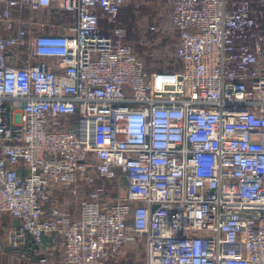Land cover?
<instances>
[{
	"label": "built area",
	"instance_id": "2783aa9c",
	"mask_svg": "<svg viewBox=\"0 0 264 264\" xmlns=\"http://www.w3.org/2000/svg\"><path fill=\"white\" fill-rule=\"evenodd\" d=\"M126 1L0 0L11 246L39 264H128L142 244L143 264H264V0H160L182 67L153 72L120 23ZM49 8L75 24L58 31Z\"/></svg>",
	"mask_w": 264,
	"mask_h": 264
},
{
	"label": "trees",
	"instance_id": "16d2710c",
	"mask_svg": "<svg viewBox=\"0 0 264 264\" xmlns=\"http://www.w3.org/2000/svg\"><path fill=\"white\" fill-rule=\"evenodd\" d=\"M160 2L170 12L171 27L175 30V26L172 21V9L166 2ZM52 10L55 19L61 25H72L76 22V16L70 12L58 10L55 8H49ZM132 10V9H131ZM122 15V14H121ZM154 16L151 14V18ZM145 18L142 20L140 26L135 21H131L127 31L128 42L134 46L141 54V58L144 61L143 64L147 71H175L180 70L182 65L178 59L177 50L179 46L178 36L175 38L172 36L169 30L161 28L157 30L155 25H149L148 20L150 17L144 15ZM163 30L166 33L163 41L155 45V39L157 34ZM177 32V31H176ZM136 54V53H135ZM156 69V70H155Z\"/></svg>",
	"mask_w": 264,
	"mask_h": 264
},
{
	"label": "rangeland",
	"instance_id": "374dc122",
	"mask_svg": "<svg viewBox=\"0 0 264 264\" xmlns=\"http://www.w3.org/2000/svg\"><path fill=\"white\" fill-rule=\"evenodd\" d=\"M132 8V10L130 9ZM41 15L43 18L48 17L51 21L55 22L57 25V30L61 31V28L58 26L61 25L59 22L54 17V14H52L51 9L43 10L38 13ZM151 14L152 16L151 18ZM170 12L167 8H165L160 2L156 0H127L122 9V23L123 26L127 29L131 21H135L138 26L142 23V20L145 18L144 15H148L150 19L148 20L149 25H155L157 30H161V28H164L165 30H169L172 34L173 37H177L178 33L176 30L171 27V20H170ZM166 33L163 32V30L157 34L156 39H155V45L160 44L163 41V38L166 36ZM136 55L138 58L142 60L141 54L138 52L134 46H132ZM156 70V69H155ZM99 184H106L105 182L97 181L95 185ZM119 186V185H118ZM114 186V184H109L108 183V189L111 191V195L116 197L119 195H124L125 194V185H121L120 187ZM79 199V198H78ZM77 201V200H76ZM146 251L144 250V245L142 244L140 246V250L129 253L130 256H128V264H143L145 257H146ZM125 260L121 264H124Z\"/></svg>",
	"mask_w": 264,
	"mask_h": 264
},
{
	"label": "crops",
	"instance_id": "0c3cea01",
	"mask_svg": "<svg viewBox=\"0 0 264 264\" xmlns=\"http://www.w3.org/2000/svg\"><path fill=\"white\" fill-rule=\"evenodd\" d=\"M159 1V0H156ZM122 9L120 12V23H122ZM132 9V8H130ZM103 29H107L109 25L103 20ZM124 27V26H123ZM125 28V27H124ZM61 207L69 208L74 214H78V200H70L60 194L57 200ZM68 206V207H67ZM78 217V216H77ZM18 221L9 215L0 214V264H39L37 261V253L34 252L32 245H20L13 248L10 243L11 233L18 227ZM46 244L55 243L54 236L46 238ZM56 245V244H55ZM57 246V245H56ZM58 258L60 253L57 254Z\"/></svg>",
	"mask_w": 264,
	"mask_h": 264
}]
</instances>
